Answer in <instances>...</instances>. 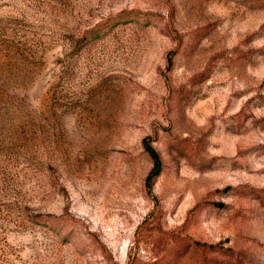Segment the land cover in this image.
Returning <instances> with one entry per match:
<instances>
[{
    "label": "rangeland",
    "instance_id": "obj_1",
    "mask_svg": "<svg viewBox=\"0 0 264 264\" xmlns=\"http://www.w3.org/2000/svg\"><path fill=\"white\" fill-rule=\"evenodd\" d=\"M0 264H264V0H0Z\"/></svg>",
    "mask_w": 264,
    "mask_h": 264
},
{
    "label": "trees",
    "instance_id": "obj_2",
    "mask_svg": "<svg viewBox=\"0 0 264 264\" xmlns=\"http://www.w3.org/2000/svg\"><path fill=\"white\" fill-rule=\"evenodd\" d=\"M143 148L144 151L147 153L152 164L151 169L145 178V184L149 188L151 187L153 180L160 174L162 169V163L156 150L148 141H143Z\"/></svg>",
    "mask_w": 264,
    "mask_h": 264
}]
</instances>
